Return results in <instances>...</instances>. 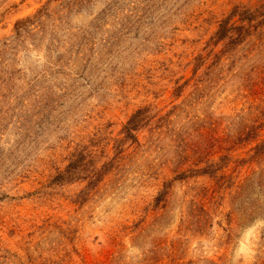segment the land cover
Returning a JSON list of instances; mask_svg holds the SVG:
<instances>
[{"label":"rangeland","instance_id":"1","mask_svg":"<svg viewBox=\"0 0 264 264\" xmlns=\"http://www.w3.org/2000/svg\"><path fill=\"white\" fill-rule=\"evenodd\" d=\"M0 264H264V0H0Z\"/></svg>","mask_w":264,"mask_h":264},{"label":"trees","instance_id":"2","mask_svg":"<svg viewBox=\"0 0 264 264\" xmlns=\"http://www.w3.org/2000/svg\"><path fill=\"white\" fill-rule=\"evenodd\" d=\"M254 14L249 12L248 10L244 9V10H241L239 13H238V17H239V22H240V25H230L229 27H225L223 23V26L221 25V29L219 30V37L218 38H223L224 36H226V34L231 30V31H235V38L237 37H242L243 36V32H245L251 25L248 23H250V19H253L254 18ZM248 22V23H245ZM245 23V25H244ZM233 38V39H235ZM135 117L133 116L131 118V120H129V122L127 123V126H126V129L127 131L130 133L134 127L136 126V121L134 120Z\"/></svg>","mask_w":264,"mask_h":264}]
</instances>
